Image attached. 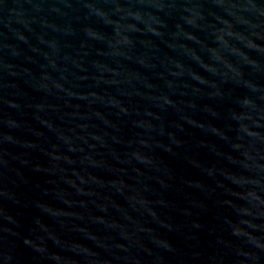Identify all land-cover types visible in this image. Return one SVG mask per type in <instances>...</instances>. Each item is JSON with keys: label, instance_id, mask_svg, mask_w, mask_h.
I'll return each mask as SVG.
<instances>
[{"label": "water", "instance_id": "1", "mask_svg": "<svg viewBox=\"0 0 264 264\" xmlns=\"http://www.w3.org/2000/svg\"><path fill=\"white\" fill-rule=\"evenodd\" d=\"M0 264H264V0H0Z\"/></svg>", "mask_w": 264, "mask_h": 264}]
</instances>
